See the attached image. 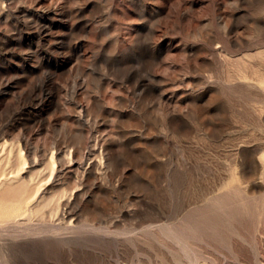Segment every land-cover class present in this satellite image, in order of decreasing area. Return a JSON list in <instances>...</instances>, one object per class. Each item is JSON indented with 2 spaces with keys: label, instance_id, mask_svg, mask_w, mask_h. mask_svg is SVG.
Returning <instances> with one entry per match:
<instances>
[{
  "label": "rangeland",
  "instance_id": "obj_1",
  "mask_svg": "<svg viewBox=\"0 0 264 264\" xmlns=\"http://www.w3.org/2000/svg\"><path fill=\"white\" fill-rule=\"evenodd\" d=\"M0 264H264V0H0Z\"/></svg>",
  "mask_w": 264,
  "mask_h": 264
},
{
  "label": "bare ground",
  "instance_id": "obj_2",
  "mask_svg": "<svg viewBox=\"0 0 264 264\" xmlns=\"http://www.w3.org/2000/svg\"><path fill=\"white\" fill-rule=\"evenodd\" d=\"M1 216V215H0Z\"/></svg>",
  "mask_w": 264,
  "mask_h": 264
}]
</instances>
